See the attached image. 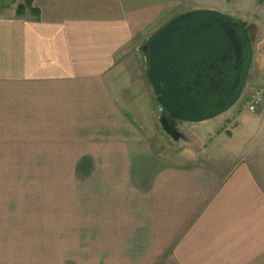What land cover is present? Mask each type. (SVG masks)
<instances>
[{"label": "crops", "instance_id": "0c3cea01", "mask_svg": "<svg viewBox=\"0 0 264 264\" xmlns=\"http://www.w3.org/2000/svg\"><path fill=\"white\" fill-rule=\"evenodd\" d=\"M32 2L39 21L29 14L16 18L15 6L0 7V82L6 77L25 86L16 88V107H40L36 102L43 100L45 107L65 108L76 106L70 102L79 101L82 92L100 99L117 91L122 93L119 105L130 112L144 107L152 113L138 48L171 9L168 0ZM257 62L260 84L264 57ZM7 89L0 87L1 95ZM240 120L235 122L241 133L254 135L244 149L252 141L257 145L247 158L242 151L227 169L202 161L207 145L183 147L165 157L142 143V136L135 137L134 151L145 156V193L130 203L145 221V242L132 256L136 261L131 258L128 264H264V138L254 134L256 127L258 134L264 127V104L241 126ZM209 136L213 141L216 134ZM120 147L126 155L127 147ZM258 147L261 151L253 156ZM137 160L127 162L136 178L141 173Z\"/></svg>", "mask_w": 264, "mask_h": 264}, {"label": "rangeland", "instance_id": "374dc122", "mask_svg": "<svg viewBox=\"0 0 264 264\" xmlns=\"http://www.w3.org/2000/svg\"><path fill=\"white\" fill-rule=\"evenodd\" d=\"M168 1L169 16H162L156 31L188 11L216 10L257 27V63L264 57V0ZM18 4L0 0V7L16 8ZM257 65L240 101L230 111L201 124L183 126L184 134L197 139L175 143L162 133L163 114L147 82L152 113L144 107L130 112L119 105L122 93L117 91L103 93L100 99L82 92L79 101L70 102L76 106L65 108L45 107L48 102L43 100L36 102L40 107L18 108L16 88L25 86L2 77L5 82L0 87L8 91L5 96L0 92V264H128L145 242V221L140 213L131 211L135 204L130 203L145 193V156L134 151L135 137L142 136V143L165 157L183 147L207 145L208 154L200 158L223 169L242 151L247 158L257 142H251L249 151L244 149L254 135L244 136L235 120L240 118L241 126L242 120L258 114L248 113L244 107L251 91L264 87V81H257ZM6 103L12 107L2 106ZM256 131L257 127L254 134L261 141L264 127L259 134ZM212 133L216 134L213 141L209 139ZM116 142L117 150L113 147ZM120 146L127 147L126 155ZM259 149L252 155H258ZM136 158L141 172L138 178L133 164L127 163ZM260 161L264 163V159Z\"/></svg>", "mask_w": 264, "mask_h": 264}, {"label": "water", "instance_id": "95a60500", "mask_svg": "<svg viewBox=\"0 0 264 264\" xmlns=\"http://www.w3.org/2000/svg\"><path fill=\"white\" fill-rule=\"evenodd\" d=\"M257 27L227 15L194 9L173 17L144 49V76L160 127L174 143L189 141L181 130L230 111L241 99L254 69ZM171 122V123H170Z\"/></svg>", "mask_w": 264, "mask_h": 264}, {"label": "trees", "instance_id": "16d2710c", "mask_svg": "<svg viewBox=\"0 0 264 264\" xmlns=\"http://www.w3.org/2000/svg\"><path fill=\"white\" fill-rule=\"evenodd\" d=\"M10 3H15V0H7ZM27 14H29L33 19L36 21L40 20V15L38 10H36L33 7V2L32 0H25L24 3L18 4L15 8V16L18 19L24 18ZM149 43V42H148ZM148 43L144 46H142L139 50L140 52H143V55L145 58H147V52L144 49L145 47L148 46ZM163 117H167L164 111H162ZM171 123V122H170Z\"/></svg>", "mask_w": 264, "mask_h": 264}, {"label": "built area", "instance_id": "2783aa9c", "mask_svg": "<svg viewBox=\"0 0 264 264\" xmlns=\"http://www.w3.org/2000/svg\"><path fill=\"white\" fill-rule=\"evenodd\" d=\"M264 104V87L254 89L244 102V107L248 113H258Z\"/></svg>", "mask_w": 264, "mask_h": 264}]
</instances>
